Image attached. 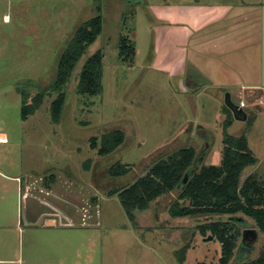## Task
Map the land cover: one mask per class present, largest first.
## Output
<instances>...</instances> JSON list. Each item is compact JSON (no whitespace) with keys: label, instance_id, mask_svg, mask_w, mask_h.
<instances>
[{"label":"rangeland","instance_id":"obj_1","mask_svg":"<svg viewBox=\"0 0 264 264\" xmlns=\"http://www.w3.org/2000/svg\"><path fill=\"white\" fill-rule=\"evenodd\" d=\"M166 1L177 0H0V229H11L2 256L8 253L13 264H181L175 250L185 245L182 264L219 263L221 243L210 231L202 235L198 225L229 221L227 215L174 217L168 210L178 195L173 190L147 209L134 210L136 217L130 219L117 195H108L182 147L199 152L211 144L203 165L220 164L223 158V125L212 95L187 98L150 62L154 34L146 6L155 9ZM96 5L101 6L102 32L76 63L59 121L50 112L55 93L23 119L19 87L35 93L52 83L61 52L79 24L98 14ZM257 6L264 57V0ZM121 36L135 46L132 61L119 56ZM96 49L103 53L102 90L86 96L76 91L77 81ZM113 129L125 133L123 143L98 155L90 139ZM117 161L129 166L126 174L109 173ZM253 170L264 179V164L247 166L243 176ZM48 199L59 205L60 215H48L53 209L43 202ZM84 207L90 218H83ZM68 216L75 224H58ZM245 218L248 228L258 231L257 240L242 250V258L237 249L229 264L255 259L264 248V232ZM33 219L36 224H27ZM237 227L242 232L244 226ZM241 238L242 233L238 246Z\"/></svg>","mask_w":264,"mask_h":264},{"label":"trees","instance_id":"obj_2","mask_svg":"<svg viewBox=\"0 0 264 264\" xmlns=\"http://www.w3.org/2000/svg\"><path fill=\"white\" fill-rule=\"evenodd\" d=\"M94 8L98 14L79 24L61 52L52 83L35 93H31L25 86L19 87L23 119L34 113L46 96L55 93L50 112L52 119L59 121L67 98L66 86L76 63L102 32L101 6L96 5ZM118 50L123 60H133L135 46L129 37H120ZM102 59L101 49H96L87 57L79 73L76 86L78 93L92 96L101 92ZM227 113L228 116L223 122V158L220 164L203 165L202 161L196 159L198 152L194 147H182L151 163L146 172L131 183L113 188L108 193L117 195L130 219L136 217L134 210L147 209L157 197L173 190H177L178 195L172 200L168 210L174 217L197 214L227 215L229 221L211 220L198 225L202 235H207L210 231L221 243L218 264H229L237 249L239 258L245 256H242V250H249V247L238 246L237 243L242 233L237 224L244 228L249 226L245 216L253 219L256 226L264 232V179L256 171L243 176L244 169L256 164L258 158L250 149L246 135L234 136L227 132L232 122L229 109ZM124 139L125 133L122 130L113 129L102 133L100 137H92L90 146L97 150L98 155L104 156L120 146ZM89 162L90 160L86 162L87 167ZM128 169L129 166L117 161L111 165L109 173L121 176L126 174ZM186 174L187 180L179 187ZM187 249L188 246L185 245L175 250L181 264L185 260ZM240 264H264V248L258 257L242 261Z\"/></svg>","mask_w":264,"mask_h":264},{"label":"crops","instance_id":"obj_3","mask_svg":"<svg viewBox=\"0 0 264 264\" xmlns=\"http://www.w3.org/2000/svg\"><path fill=\"white\" fill-rule=\"evenodd\" d=\"M146 14L149 29L154 34L150 51L153 66L166 72L177 90L187 98L201 93L212 95L222 125L229 109L224 102V93L228 91L232 100L234 96V102L243 101L246 120H236L232 115L227 132L234 136L246 135L250 149L258 158L257 167H262L264 57L261 10L257 0L166 1L155 9L146 6ZM210 147L211 144L205 148V156ZM49 190L55 192L52 188ZM57 195L54 196L57 200H64ZM45 203L53 207L48 215L61 214L62 210L55 201L48 199ZM36 223L35 219L27 221V224ZM16 224L18 226V221ZM58 224L71 226L75 223L60 218ZM9 231V225L5 231L0 229V264L14 263L8 253L7 257L2 256L4 240L10 238Z\"/></svg>","mask_w":264,"mask_h":264},{"label":"water","instance_id":"obj_4","mask_svg":"<svg viewBox=\"0 0 264 264\" xmlns=\"http://www.w3.org/2000/svg\"><path fill=\"white\" fill-rule=\"evenodd\" d=\"M224 102L228 106V108L231 110L232 115L236 120H246L247 112L245 111L244 107L241 106L240 103L234 102L231 99L230 93L228 91L225 92ZM208 146H209L208 143L204 145L201 151L198 152L196 159H199V161H203V158L206 153L205 148H207ZM187 177L188 176L186 174L182 182L179 184V187H182L184 185L185 181L187 180ZM23 213L25 217V212L23 211ZM257 237H258V231L256 230V228H248V227L244 228V230L242 231V238H241L240 246H247L249 248L252 247L255 241L257 240ZM211 238H212V235L205 237L206 240L211 239Z\"/></svg>","mask_w":264,"mask_h":264},{"label":"built area","instance_id":"obj_5","mask_svg":"<svg viewBox=\"0 0 264 264\" xmlns=\"http://www.w3.org/2000/svg\"><path fill=\"white\" fill-rule=\"evenodd\" d=\"M241 106H244V102L243 101H241ZM26 190H27V192L29 191V188L28 187H26ZM44 202H45V200H43ZM82 211H83V218H90L89 217V212H88V210H87V208H85L84 207V210L83 209H81ZM68 223H72V221H71V219H69V221H67ZM82 223H84V224H87V220L86 219H83V221H82Z\"/></svg>","mask_w":264,"mask_h":264},{"label":"flooded vegetation","instance_id":"obj_6","mask_svg":"<svg viewBox=\"0 0 264 264\" xmlns=\"http://www.w3.org/2000/svg\"><path fill=\"white\" fill-rule=\"evenodd\" d=\"M243 230H244V229H243ZM243 230H242V231H243Z\"/></svg>","mask_w":264,"mask_h":264}]
</instances>
